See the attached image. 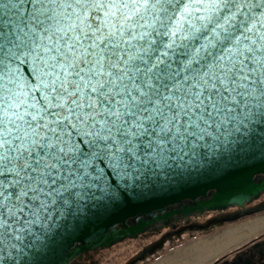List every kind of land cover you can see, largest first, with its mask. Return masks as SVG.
Segmentation results:
<instances>
[{"label":"snow or ice","instance_id":"obj_1","mask_svg":"<svg viewBox=\"0 0 264 264\" xmlns=\"http://www.w3.org/2000/svg\"><path fill=\"white\" fill-rule=\"evenodd\" d=\"M255 160L264 0H0V264Z\"/></svg>","mask_w":264,"mask_h":264},{"label":"water","instance_id":"obj_2","mask_svg":"<svg viewBox=\"0 0 264 264\" xmlns=\"http://www.w3.org/2000/svg\"><path fill=\"white\" fill-rule=\"evenodd\" d=\"M264 195V161H246L229 168L224 175H203L112 212L103 221L87 227L70 249L69 262L90 251L104 250L136 238L156 225H167L180 216L225 212L244 208ZM264 212V202L234 217Z\"/></svg>","mask_w":264,"mask_h":264},{"label":"flooded vegetation","instance_id":"obj_3","mask_svg":"<svg viewBox=\"0 0 264 264\" xmlns=\"http://www.w3.org/2000/svg\"><path fill=\"white\" fill-rule=\"evenodd\" d=\"M264 202L260 200L244 208L225 212L195 213L180 216L167 225H156L136 238L128 239L104 250L90 251L76 258L71 264H221L229 257L231 264H264V233L246 242L221 243L219 235L257 213L237 220L235 216ZM247 250L239 260L236 253ZM205 256L198 258L199 253Z\"/></svg>","mask_w":264,"mask_h":264},{"label":"rangeland","instance_id":"obj_4","mask_svg":"<svg viewBox=\"0 0 264 264\" xmlns=\"http://www.w3.org/2000/svg\"><path fill=\"white\" fill-rule=\"evenodd\" d=\"M234 229H227L226 232L221 233L219 235V239L221 243L224 244H231L234 242H246L254 237L259 236L260 234L264 233V213L255 215L245 221H242L239 224L232 226ZM199 253L198 258L201 256H205L204 251ZM165 264H174L172 261L167 262ZM178 264V263H177ZM184 264V263H183Z\"/></svg>","mask_w":264,"mask_h":264}]
</instances>
